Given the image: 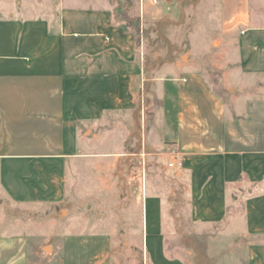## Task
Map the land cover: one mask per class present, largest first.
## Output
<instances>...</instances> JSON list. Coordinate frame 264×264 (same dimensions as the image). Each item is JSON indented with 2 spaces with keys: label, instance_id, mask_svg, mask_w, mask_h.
I'll list each match as a JSON object with an SVG mask.
<instances>
[{
  "label": "crops",
  "instance_id": "obj_1",
  "mask_svg": "<svg viewBox=\"0 0 264 264\" xmlns=\"http://www.w3.org/2000/svg\"><path fill=\"white\" fill-rule=\"evenodd\" d=\"M210 1V34L149 66L117 0H0V264H119V231L191 264L169 237L229 224L231 264H264V0ZM138 2L147 26L176 0Z\"/></svg>",
  "mask_w": 264,
  "mask_h": 264
},
{
  "label": "rangeland",
  "instance_id": "obj_2",
  "mask_svg": "<svg viewBox=\"0 0 264 264\" xmlns=\"http://www.w3.org/2000/svg\"><path fill=\"white\" fill-rule=\"evenodd\" d=\"M211 3L210 0H176L173 10L164 22L141 26L138 54L143 62L146 59L145 64L157 66L162 60L175 58L179 53L194 49L203 32L210 34L209 29L206 28L209 27L211 16L214 13ZM204 28L205 30H203ZM46 217L45 215L41 216L39 221L56 222L58 234L67 230V219L65 213L60 209L57 210L56 218L53 214L46 215ZM238 231L239 229H235L233 224H229L226 229L218 232L222 236L219 239V244L213 248L208 246V234L203 237H190L188 233L186 239H182L176 237L178 235L176 233L169 237L168 245L171 247L175 243H179L183 248L180 249L182 253H185L184 249L188 250L191 264H231L229 260L233 257H229V253L232 250L234 253L238 250L240 242L236 243V239L241 240ZM231 233H234V237L229 236ZM115 234L119 239L114 248L116 261L119 264H139L140 248L126 244V241L134 237L136 233L134 231H119ZM232 243L234 245L230 248L229 244Z\"/></svg>",
  "mask_w": 264,
  "mask_h": 264
},
{
  "label": "trees",
  "instance_id": "obj_3",
  "mask_svg": "<svg viewBox=\"0 0 264 264\" xmlns=\"http://www.w3.org/2000/svg\"><path fill=\"white\" fill-rule=\"evenodd\" d=\"M116 14L122 19L124 28L131 30L139 42L141 37V18L138 0H117Z\"/></svg>",
  "mask_w": 264,
  "mask_h": 264
},
{
  "label": "built area",
  "instance_id": "obj_4",
  "mask_svg": "<svg viewBox=\"0 0 264 264\" xmlns=\"http://www.w3.org/2000/svg\"><path fill=\"white\" fill-rule=\"evenodd\" d=\"M153 1H154V3H158V2H159V0H153ZM172 154H173V155L176 154V150H175V149L172 150ZM174 165H175L174 162H170V163H169V166H171V167L174 166Z\"/></svg>",
  "mask_w": 264,
  "mask_h": 264
}]
</instances>
